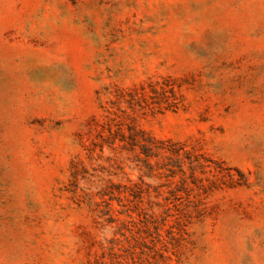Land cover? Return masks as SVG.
Segmentation results:
<instances>
[{
	"label": "rangeland",
	"instance_id": "374dc122",
	"mask_svg": "<svg viewBox=\"0 0 264 264\" xmlns=\"http://www.w3.org/2000/svg\"><path fill=\"white\" fill-rule=\"evenodd\" d=\"M107 115L164 150L91 152ZM112 240L122 264H264V0H0V264Z\"/></svg>",
	"mask_w": 264,
	"mask_h": 264
},
{
	"label": "trees",
	"instance_id": "16d2710c",
	"mask_svg": "<svg viewBox=\"0 0 264 264\" xmlns=\"http://www.w3.org/2000/svg\"><path fill=\"white\" fill-rule=\"evenodd\" d=\"M114 119L110 118V115L105 117V121L100 126V131L98 132V141L92 144L90 151L98 148L101 152L103 147L106 146L109 149L113 148L114 142L117 140L121 144L129 145V149H126L128 152H135V148H138L140 154H143L146 158L157 157V151L164 150L163 148L157 147L156 141L144 134L142 131L136 130L132 126H123V123L117 122ZM115 128V129H112ZM107 133L106 135L104 133ZM104 134V135H103ZM124 149V148H123ZM144 166H148L146 163ZM114 187V186H113ZM119 186L115 185V189L120 194ZM99 197L110 196L111 200L112 193L108 192L104 194L103 190L98 193ZM102 200V199H101ZM104 203V201H102ZM98 206V203L95 204ZM112 221H108L111 223ZM109 246L102 249L99 259L95 261L94 264H122L119 261L120 256L116 253V246L118 245L114 240L109 241ZM107 261V263H106Z\"/></svg>",
	"mask_w": 264,
	"mask_h": 264
}]
</instances>
